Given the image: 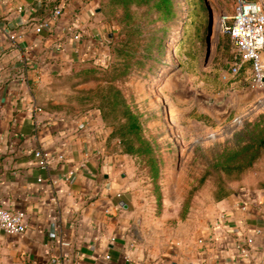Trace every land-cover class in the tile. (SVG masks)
I'll list each match as a JSON object with an SVG mask.
<instances>
[{
	"label": "crops",
	"instance_id": "0c3cea01",
	"mask_svg": "<svg viewBox=\"0 0 264 264\" xmlns=\"http://www.w3.org/2000/svg\"><path fill=\"white\" fill-rule=\"evenodd\" d=\"M56 2L0 0V206L27 222L23 234L0 229V264H264V187L172 226L103 115L68 105L74 68L102 64L110 43L96 0H66L36 31ZM36 148L51 153L47 166Z\"/></svg>",
	"mask_w": 264,
	"mask_h": 264
},
{
	"label": "rangeland",
	"instance_id": "374dc122",
	"mask_svg": "<svg viewBox=\"0 0 264 264\" xmlns=\"http://www.w3.org/2000/svg\"><path fill=\"white\" fill-rule=\"evenodd\" d=\"M96 1L103 8L98 13L104 15L109 39L118 38L122 25L115 15L119 9L107 10L109 0ZM199 2L204 5L208 25H201L190 46L183 37L191 26L193 6ZM176 3L178 15L168 28L160 58L135 64L113 80L114 63L107 69L77 65L68 78L72 87L65 93L70 107L97 110L113 130L117 120H124L122 105L115 102V89L140 114L156 151V178L142 156L128 154L136 165L135 176L146 185L149 207L158 213L169 210L176 214L170 218L172 226L185 220L190 211L244 186L264 187V148L250 166L218 167L220 159L242 144L236 133L264 114V86L251 85L246 72L234 76L229 69L233 54L227 26L236 0ZM145 7L139 8V18L148 14ZM224 73H228L226 78ZM122 147L125 149L124 144Z\"/></svg>",
	"mask_w": 264,
	"mask_h": 264
},
{
	"label": "trees",
	"instance_id": "16d2710c",
	"mask_svg": "<svg viewBox=\"0 0 264 264\" xmlns=\"http://www.w3.org/2000/svg\"><path fill=\"white\" fill-rule=\"evenodd\" d=\"M142 6H146L143 10L148 14L144 18H139L138 12ZM201 7H204L202 2L194 4L190 16L191 26L187 30V35L183 37L190 46L194 35L200 32L201 25H208L207 21H204L205 8ZM101 9L103 10L102 6ZM106 9L112 12L119 9L115 16L122 25V29L118 38L109 39L111 55L107 65L93 64V66L107 69L114 63L117 72H113L110 80L131 70L135 64L143 65L146 60L158 59L164 54L168 28L178 15L176 0H109ZM115 91H117L115 102L122 105L120 109L124 120L115 122L116 126L112 134L118 137L121 146L124 144L125 149L122 147L124 152L142 156L146 165L149 166L151 175L156 178L159 171L156 151L145 134L140 114L131 108L118 89ZM236 135L240 137L242 144L224 160L220 159L218 167L253 164L264 148V114L238 131Z\"/></svg>",
	"mask_w": 264,
	"mask_h": 264
},
{
	"label": "built area",
	"instance_id": "2783aa9c",
	"mask_svg": "<svg viewBox=\"0 0 264 264\" xmlns=\"http://www.w3.org/2000/svg\"><path fill=\"white\" fill-rule=\"evenodd\" d=\"M65 6L66 0H57L50 13L35 24V30L38 32L43 29L51 30L63 14ZM231 18L232 22L227 26L230 30L233 54L229 69L234 76L246 72L251 85L263 87L264 4L260 0H236ZM74 20L79 22L80 16H76ZM86 32L84 29L80 34ZM80 34L78 33L77 36ZM109 58L110 53L106 55L103 63L108 62ZM227 76L228 73H224V77ZM35 157L39 164L47 166L51 159V153L42 148H36ZM0 229L9 234L25 233L27 229L26 212L0 206ZM249 241H253V239L250 238ZM107 257L110 255L107 254Z\"/></svg>",
	"mask_w": 264,
	"mask_h": 264
},
{
	"label": "water",
	"instance_id": "95a60500",
	"mask_svg": "<svg viewBox=\"0 0 264 264\" xmlns=\"http://www.w3.org/2000/svg\"><path fill=\"white\" fill-rule=\"evenodd\" d=\"M100 9V8H99Z\"/></svg>",
	"mask_w": 264,
	"mask_h": 264
}]
</instances>
